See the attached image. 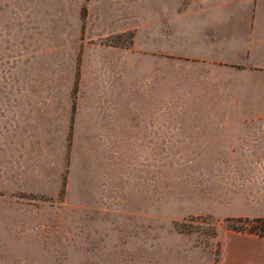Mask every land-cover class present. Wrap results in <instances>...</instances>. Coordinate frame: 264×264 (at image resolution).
<instances>
[{"label":"rangeland","instance_id":"rangeland-1","mask_svg":"<svg viewBox=\"0 0 264 264\" xmlns=\"http://www.w3.org/2000/svg\"><path fill=\"white\" fill-rule=\"evenodd\" d=\"M196 8L0 0V264H264V73L180 54Z\"/></svg>","mask_w":264,"mask_h":264},{"label":"crops","instance_id":"crops-1","mask_svg":"<svg viewBox=\"0 0 264 264\" xmlns=\"http://www.w3.org/2000/svg\"><path fill=\"white\" fill-rule=\"evenodd\" d=\"M197 3L198 8L186 11L179 22L182 38V46L177 47L179 53L189 58L207 60L208 62L197 63H209L222 72L228 87H231L232 76L264 73V0H197ZM174 26L175 24L167 25L168 36ZM251 66L258 69L253 70ZM213 79L216 80L215 77ZM248 113L234 110L200 111L191 112L189 118L243 119L250 117ZM147 115L142 125L150 129L157 128L158 122L152 120L158 114L151 112ZM210 123L198 125H218ZM230 125L227 124L226 128ZM233 125L232 123L231 126ZM106 126L110 128L109 125ZM223 127L225 129L224 125ZM229 134L231 133L209 134L211 136L205 141L218 144L247 140L244 132L232 133L231 136Z\"/></svg>","mask_w":264,"mask_h":264},{"label":"trees","instance_id":"trees-1","mask_svg":"<svg viewBox=\"0 0 264 264\" xmlns=\"http://www.w3.org/2000/svg\"><path fill=\"white\" fill-rule=\"evenodd\" d=\"M236 221V220H230ZM237 221L242 222L241 225H234L235 230L248 231L250 233H256L258 235L264 236V218H255V219H242L237 218Z\"/></svg>","mask_w":264,"mask_h":264}]
</instances>
